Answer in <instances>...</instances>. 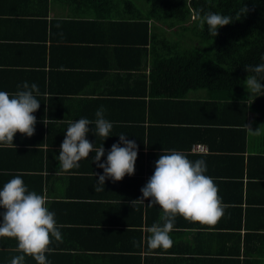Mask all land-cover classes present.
<instances>
[{
  "label": "crops",
  "instance_id": "crops-1",
  "mask_svg": "<svg viewBox=\"0 0 264 264\" xmlns=\"http://www.w3.org/2000/svg\"><path fill=\"white\" fill-rule=\"evenodd\" d=\"M141 2L137 7L148 10ZM136 17L122 0H0V91L15 93L27 82L40 92L34 135L17 132L15 146L0 145V189L22 174L29 191L45 196L63 238L49 245L51 264H264L262 125L253 114L234 121L206 90L192 87L182 95L157 83L168 52L158 53L152 19L145 40ZM100 106L113 123L110 136L103 141L90 130L86 138L97 148L103 143L101 162L121 133L136 142L138 157L133 175L106 179L105 190L96 192L95 173L103 169L94 152L62 173L56 156L68 122L95 120ZM246 124L261 125V134L252 135ZM163 149L204 159L225 208L214 225L178 215L172 247L150 249L148 229L162 223V210L148 199L131 201L142 196ZM16 245L0 237V264L19 254ZM25 264L37 262L26 256Z\"/></svg>",
  "mask_w": 264,
  "mask_h": 264
},
{
  "label": "clouds",
  "instance_id": "clouds-1",
  "mask_svg": "<svg viewBox=\"0 0 264 264\" xmlns=\"http://www.w3.org/2000/svg\"><path fill=\"white\" fill-rule=\"evenodd\" d=\"M249 9L243 5L236 13L225 15L208 11L198 14L199 27L212 36H217L218 29L239 20L248 13ZM261 63L244 65L248 73L243 81L248 97L246 103L250 106L256 97L264 96V54ZM18 89L21 87L17 86ZM23 90L15 93L0 91V145L15 146L14 136L17 132L31 137L35 133L37 118L33 115L40 108V101L36 98L40 92L38 85L27 82L22 85ZM35 93V94H34ZM251 103H248V101ZM47 126V121L43 120ZM93 125L90 129L88 126ZM262 125V124H261ZM261 125L253 130L246 124L252 135L261 134ZM113 129V123L105 118V109L100 106L95 112V120L80 118L69 121L66 135L60 145L59 155L56 156L59 171L67 172L79 167L82 159H87L90 152L95 156L92 160L103 173H95L98 177L93 186L94 191H104L106 179L113 182L121 181L124 176L135 173V162L138 157V145L134 140L126 139V134H119V142L113 143L107 153L106 160L101 162L105 155L103 143L95 147L94 143L86 138L91 130L96 137L106 140ZM123 145V146H121ZM207 164L204 159L191 161L182 150L163 149L155 161V169L146 184L140 189L142 196L131 203L144 202L148 199L149 205H158L162 210L160 221L153 223L148 229L147 246L150 249L172 247L173 240L169 233L173 230L175 219L179 215L189 222H198L205 225H214L224 214L218 187L213 179L205 175ZM9 175L8 172L4 173ZM45 196L29 191L22 174H17L8 180L0 189V237L14 238L17 241L16 252L10 264H25V257L31 256L37 264H51L46 254L53 251L49 245L53 238L62 242V233L59 230L55 213L46 206ZM135 243V241H134Z\"/></svg>",
  "mask_w": 264,
  "mask_h": 264
},
{
  "label": "trees",
  "instance_id": "trees-1",
  "mask_svg": "<svg viewBox=\"0 0 264 264\" xmlns=\"http://www.w3.org/2000/svg\"><path fill=\"white\" fill-rule=\"evenodd\" d=\"M122 1L136 10L145 40L149 37L148 20L152 19V40H158L163 51L158 53L168 52L165 69L158 71L163 73L154 75L157 83L182 95L192 87L206 90L208 96L220 98L221 108L236 122L245 123L253 114L256 123L262 124L264 138V96L256 97L249 106L243 85L248 75L244 65L261 63L264 54V0H144L149 7L146 11L140 10L134 0ZM243 5L248 13L219 28L217 36L212 37L207 26L205 30L199 27L198 14L212 11L235 18Z\"/></svg>",
  "mask_w": 264,
  "mask_h": 264
},
{
  "label": "built area",
  "instance_id": "built-area-1",
  "mask_svg": "<svg viewBox=\"0 0 264 264\" xmlns=\"http://www.w3.org/2000/svg\"><path fill=\"white\" fill-rule=\"evenodd\" d=\"M197 147H198V148L200 147V148L202 149L204 146H203V145H201V144H199Z\"/></svg>",
  "mask_w": 264,
  "mask_h": 264
},
{
  "label": "rangeland",
  "instance_id": "rangeland-1",
  "mask_svg": "<svg viewBox=\"0 0 264 264\" xmlns=\"http://www.w3.org/2000/svg\"><path fill=\"white\" fill-rule=\"evenodd\" d=\"M134 1H135V3H138L139 0H134ZM140 1H143V2H144V0H140ZM182 37H184V36H182ZM197 47H198V46H197Z\"/></svg>",
  "mask_w": 264,
  "mask_h": 264
}]
</instances>
